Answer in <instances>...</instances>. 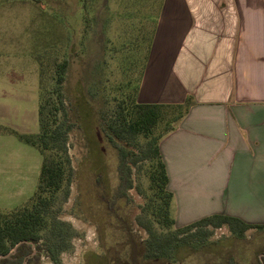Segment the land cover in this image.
<instances>
[{
    "label": "rangeland",
    "instance_id": "rangeland-1",
    "mask_svg": "<svg viewBox=\"0 0 264 264\" xmlns=\"http://www.w3.org/2000/svg\"><path fill=\"white\" fill-rule=\"evenodd\" d=\"M160 5L161 0L0 3V212L23 207L37 190L43 156L17 133H39L41 95L57 87L56 64L69 62L60 89L73 126L68 155L74 177L69 198L57 201L51 215L78 234L58 264H83L85 252L97 254V260H89L98 264H109L110 258L114 264H182L173 256L145 259L148 234L137 217L151 219L160 233L169 231L157 215L161 201L150 178L154 164L149 160L133 168L134 187L118 199L119 156L104 131L129 81L136 82L141 72ZM176 116L168 109L157 132ZM146 143L140 137L132 148L143 152ZM209 230L208 258L194 253L184 264H264V230L242 238L232 237L226 227ZM223 242L229 246L218 252ZM195 243L188 253L198 251ZM37 264L56 263L44 252Z\"/></svg>",
    "mask_w": 264,
    "mask_h": 264
},
{
    "label": "crops",
    "instance_id": "crops-1",
    "mask_svg": "<svg viewBox=\"0 0 264 264\" xmlns=\"http://www.w3.org/2000/svg\"><path fill=\"white\" fill-rule=\"evenodd\" d=\"M187 98L159 143L175 229L213 215L264 225V0H161L138 102ZM207 241L173 257L206 260ZM194 243L199 252L188 253Z\"/></svg>",
    "mask_w": 264,
    "mask_h": 264
},
{
    "label": "trees",
    "instance_id": "trees-1",
    "mask_svg": "<svg viewBox=\"0 0 264 264\" xmlns=\"http://www.w3.org/2000/svg\"><path fill=\"white\" fill-rule=\"evenodd\" d=\"M127 10H129L128 7ZM68 66L67 60L56 64L57 87L52 93L46 88L41 95L38 109L39 133L36 135L17 133L21 141L40 151L43 164L37 190L29 201L12 212H0V256L21 241H38L43 238L45 249L50 251L51 259L58 264L61 251L70 247L71 234L61 231L59 239L53 243L49 242L46 236V229L51 221L54 225H59L51 213L57 201L65 202L69 198L74 177V169L68 155L69 134L73 126L69 122L60 89ZM143 67L144 64L138 78L134 80L136 82L129 81V90L117 103L115 116L105 126L104 131L119 156L118 199L124 195L125 191L134 187L133 168L149 160L154 164L150 178L161 201L157 215L161 218L162 226L169 231L160 233L151 219L144 220L142 216H138L136 222L148 234L144 256L148 259L170 258L181 244L193 238L201 242L209 239L213 235V232L209 230L210 227L213 229L226 227L232 235L239 238L244 237L250 229L264 230V225H250L239 218L226 215L209 216L184 228L175 229V222L170 213L173 196L167 189L168 176L160 154L159 143L187 114L191 100L187 98L183 105L139 103L138 92ZM168 109L175 111L177 116L172 121H167L162 132H157L164 124ZM140 137L145 138L147 143L145 150L137 153L132 147H136ZM22 261L23 256L19 264H22Z\"/></svg>",
    "mask_w": 264,
    "mask_h": 264
},
{
    "label": "flooded vegetation",
    "instance_id": "flooded-vegetation-1",
    "mask_svg": "<svg viewBox=\"0 0 264 264\" xmlns=\"http://www.w3.org/2000/svg\"><path fill=\"white\" fill-rule=\"evenodd\" d=\"M109 208L112 207V204L109 203ZM59 225L56 226L54 225L53 221L50 222V225L46 229L47 232V240L51 243L55 242L57 239H59V234L61 231L71 234L69 238V242L72 243L73 236L78 234L77 232H72L70 230V227L64 223L56 221ZM127 232L129 233L128 227ZM221 229V228H220ZM84 236V235H83ZM43 242L45 240L43 238L39 239L38 241H21L18 244H16L14 247H12L6 254H3L0 256V264H19L20 258L23 256V261L22 264H37V261L40 257H42L43 253L46 252L50 257V251L45 250L46 246H44ZM73 245L74 242L72 243ZM44 247L43 250H38L36 247ZM136 247V246H135ZM69 249H66L62 252L69 251ZM109 251L110 249L107 248ZM111 251V250H110ZM145 253V252H144ZM89 256H93V260H97L98 256L95 253L91 252H85L83 257H84V262L83 264H98V262L89 260ZM148 259V258H145ZM114 261L112 258H110L109 264H114ZM117 263V262H116ZM99 264H103L102 262H99Z\"/></svg>",
    "mask_w": 264,
    "mask_h": 264
}]
</instances>
